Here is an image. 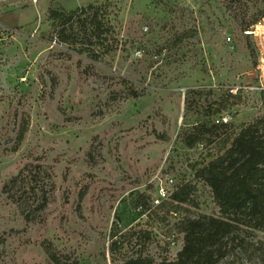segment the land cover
Returning a JSON list of instances; mask_svg holds the SVG:
<instances>
[{"label":"rangeland","instance_id":"rangeland-1","mask_svg":"<svg viewBox=\"0 0 264 264\" xmlns=\"http://www.w3.org/2000/svg\"><path fill=\"white\" fill-rule=\"evenodd\" d=\"M89 6L100 43L81 29ZM51 9L78 13L63 23ZM262 18L264 0H0V264L175 260L180 221L219 216L195 166L264 114L245 34ZM196 124L217 127L189 149ZM158 176L189 185L179 212L153 206Z\"/></svg>","mask_w":264,"mask_h":264},{"label":"trees","instance_id":"trees-1","mask_svg":"<svg viewBox=\"0 0 264 264\" xmlns=\"http://www.w3.org/2000/svg\"><path fill=\"white\" fill-rule=\"evenodd\" d=\"M87 11L92 14L81 19V29L87 35L90 32L91 38L100 43L107 30L98 19L99 10L96 6L81 10L82 13ZM77 13L50 10V16L54 20L62 19L63 23L71 21ZM256 21L250 25H254ZM59 34L61 41L67 42L69 36L65 34V28H62ZM182 39L183 36L176 38L172 46ZM238 95L229 94L227 98H239ZM262 97L264 98L263 95ZM224 108L225 105L221 104L217 111L220 112ZM223 126L226 125H218ZM215 127L217 126L207 128L205 124H196L194 132L184 139L186 147L192 149L202 145L203 141L211 142L202 135ZM25 132L24 128L20 131L17 146ZM220 146L222 150L219 156L201 167L195 166V177L211 189L219 216L199 215L196 218H183L179 223L183 234L181 250L175 260H163L158 264H236L239 255L250 262H264V237H254L256 233H264V114L243 126L237 134L226 135L220 140ZM188 187L189 185H185L178 188L172 194L170 202L164 201L155 208L167 206L169 212H179L180 204L188 201ZM243 233L251 234L252 237L247 238ZM116 244L114 241L113 247ZM44 247L49 259L58 263L59 258L54 248L51 245ZM114 264L157 263L149 256L138 255Z\"/></svg>","mask_w":264,"mask_h":264},{"label":"built area","instance_id":"built-area-1","mask_svg":"<svg viewBox=\"0 0 264 264\" xmlns=\"http://www.w3.org/2000/svg\"><path fill=\"white\" fill-rule=\"evenodd\" d=\"M245 34L249 37H252L256 46H257V51H258V64L256 67L257 71V82L258 84L251 86V90H255L262 94L264 96V18H262L261 21L256 23L254 27L248 29L245 31ZM228 41H231V39H228ZM58 42L57 39L54 38L52 41V46H57ZM240 87H234L230 89L229 93L236 96L241 92ZM222 124H227L228 123V117L227 116H222ZM174 181L173 178L166 177V178H161L157 177L156 178V185H155V196L152 200L153 206L157 207L159 206L162 202L169 200L174 193L173 191V185ZM172 188V190H170Z\"/></svg>","mask_w":264,"mask_h":264}]
</instances>
